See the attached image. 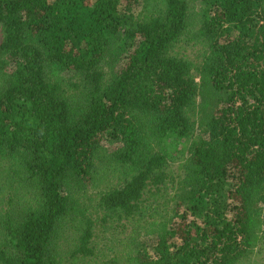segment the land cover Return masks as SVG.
Wrapping results in <instances>:
<instances>
[{
	"label": "trees",
	"instance_id": "trees-1",
	"mask_svg": "<svg viewBox=\"0 0 264 264\" xmlns=\"http://www.w3.org/2000/svg\"><path fill=\"white\" fill-rule=\"evenodd\" d=\"M0 30V264L264 248V0H0Z\"/></svg>",
	"mask_w": 264,
	"mask_h": 264
},
{
	"label": "rangeland",
	"instance_id": "rangeland-1",
	"mask_svg": "<svg viewBox=\"0 0 264 264\" xmlns=\"http://www.w3.org/2000/svg\"><path fill=\"white\" fill-rule=\"evenodd\" d=\"M1 39H2V33H1V30H0V42H1ZM181 50V49H180ZM202 50L201 48H196L194 50H190V49H187L185 51V53L187 54V57L191 59L192 62H198L199 61V55L201 54ZM102 146L106 149H111L112 146L111 144L107 143V142H103L102 143ZM173 158H175L176 161L172 162L171 163V167L173 168V170L175 172H177L178 170V166H180V161L177 157L176 154H172ZM96 216V214L94 215ZM107 240H100V244L102 243H106ZM76 264H99L97 261H94V260H81V261H78L76 262ZM243 264H264V248H263V245L260 246V248L255 251V253H253V255L249 258L248 262H244Z\"/></svg>",
	"mask_w": 264,
	"mask_h": 264
}]
</instances>
